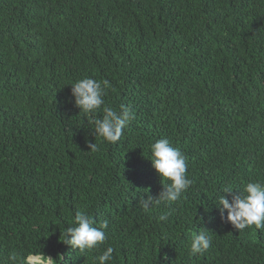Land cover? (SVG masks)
<instances>
[{
  "label": "trees",
  "instance_id": "obj_1",
  "mask_svg": "<svg viewBox=\"0 0 264 264\" xmlns=\"http://www.w3.org/2000/svg\"><path fill=\"white\" fill-rule=\"evenodd\" d=\"M86 77L134 113L115 144L74 107ZM162 138L192 183L145 210L163 191L149 160ZM249 182L264 183V0H0V264L34 249L97 264L107 247L108 264H264V229L235 230L217 207ZM77 211L107 225L85 253L61 243ZM201 230L211 246L191 255Z\"/></svg>",
  "mask_w": 264,
  "mask_h": 264
},
{
  "label": "clouds",
  "instance_id": "obj_2",
  "mask_svg": "<svg viewBox=\"0 0 264 264\" xmlns=\"http://www.w3.org/2000/svg\"><path fill=\"white\" fill-rule=\"evenodd\" d=\"M109 86L108 80L97 81L86 77L71 85V96L74 107L91 118L92 135L103 142L115 144L134 119V113L124 105H121L119 110L105 105L104 96ZM101 108L103 116L97 118L96 113ZM88 148L92 152L98 150L95 143L88 144ZM149 150L151 166L162 182L163 191L156 198L149 196L142 201L145 210L161 203L176 202L192 183L186 175L185 156L172 146L169 139L156 140L149 145ZM224 193L230 194L232 190L224 189ZM217 207L221 219L235 230L242 231L252 226L257 230L264 229V183H247L242 194L235 196L231 202L225 196H219ZM165 219L164 215L159 217L161 221ZM106 226L105 223L99 228L95 227L93 219L86 211H77L71 226L64 230L61 243L80 253L92 251L105 243L106 236L103 229ZM210 246L211 236L207 230H201L193 235L189 251L191 255L203 254ZM112 253L113 248L107 247L96 257L97 264H108L113 259ZM9 259L13 264H61L63 257L57 255L56 258H52L45 255L41 249H34L25 254L13 252ZM160 259L166 261L167 257L161 256Z\"/></svg>",
  "mask_w": 264,
  "mask_h": 264
},
{
  "label": "bare ground",
  "instance_id": "obj_3",
  "mask_svg": "<svg viewBox=\"0 0 264 264\" xmlns=\"http://www.w3.org/2000/svg\"><path fill=\"white\" fill-rule=\"evenodd\" d=\"M110 106V105H109ZM209 203V202H208ZM213 204V203H212ZM211 204V205H212ZM207 209V208H206ZM196 212V211H195ZM194 213V212H193ZM219 215V214H218ZM188 216V215H187ZM190 217V216H189ZM219 217V216H218ZM215 218H216V216H215ZM214 220V219H213ZM212 220V221H213ZM177 222V221H176ZM152 226V225H151ZM201 227V226H200ZM208 227V226H207ZM155 229V228H154ZM147 230V229H146ZM168 231V230H167ZM216 231V230H215ZM213 232V231H212ZM143 233V232H142ZM171 234V233H170ZM161 235V234H160ZM140 236V235H139ZM156 239V238H155ZM191 243V242H190ZM232 243V242H231ZM214 247V246H213ZM149 248V247H148ZM155 248V247H154ZM153 252H155V251H153ZM147 254V253H146ZM185 257V256H184ZM194 259V258H193ZM133 261V260H132Z\"/></svg>",
  "mask_w": 264,
  "mask_h": 264
}]
</instances>
